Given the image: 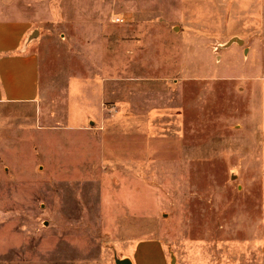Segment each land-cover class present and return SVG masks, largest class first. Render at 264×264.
Instances as JSON below:
<instances>
[{
  "label": "rangeland",
  "instance_id": "1",
  "mask_svg": "<svg viewBox=\"0 0 264 264\" xmlns=\"http://www.w3.org/2000/svg\"><path fill=\"white\" fill-rule=\"evenodd\" d=\"M2 2L44 13L38 98L0 105V264H132L146 240L169 264H264L243 78L258 60L242 49L264 53V0H149L166 13L96 21L58 16L60 0Z\"/></svg>",
  "mask_w": 264,
  "mask_h": 264
},
{
  "label": "crops",
  "instance_id": "2",
  "mask_svg": "<svg viewBox=\"0 0 264 264\" xmlns=\"http://www.w3.org/2000/svg\"><path fill=\"white\" fill-rule=\"evenodd\" d=\"M148 2L149 0H60L56 11L58 16L64 19L72 16L79 21L85 20V16H92L96 21L99 16L115 14L130 20L148 14L166 13L165 7H149ZM16 3L12 6L0 3V105L32 103L40 92V57L31 41L33 36H36L38 24L42 19L41 13L44 12L39 8L24 11L20 3ZM237 39L243 46L244 40ZM262 45L259 44V47ZM253 47L242 48L246 57L258 60L253 74L243 78L253 80L252 86L256 93L253 103L258 105L260 113L259 141L264 153V53L262 49L252 50ZM151 244L161 246L156 261L149 254L148 246ZM162 246L157 240L138 242L130 256L132 264H169ZM139 251L143 254L142 258L139 257L140 261L137 260Z\"/></svg>",
  "mask_w": 264,
  "mask_h": 264
},
{
  "label": "water",
  "instance_id": "3",
  "mask_svg": "<svg viewBox=\"0 0 264 264\" xmlns=\"http://www.w3.org/2000/svg\"><path fill=\"white\" fill-rule=\"evenodd\" d=\"M233 43H236V44H239V45L242 44L241 41H240L239 39H237V38H232L230 41L227 42L226 45L229 46V45H231V44H233ZM123 264H131V263H129L128 261H123Z\"/></svg>",
  "mask_w": 264,
  "mask_h": 264
},
{
  "label": "built area",
  "instance_id": "4",
  "mask_svg": "<svg viewBox=\"0 0 264 264\" xmlns=\"http://www.w3.org/2000/svg\"><path fill=\"white\" fill-rule=\"evenodd\" d=\"M116 22H121L122 20L121 19H119V18H116V20H115Z\"/></svg>",
  "mask_w": 264,
  "mask_h": 264
}]
</instances>
